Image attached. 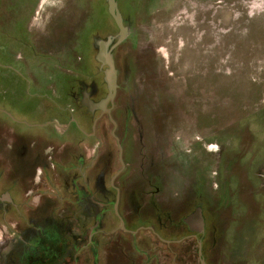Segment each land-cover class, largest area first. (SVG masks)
Returning a JSON list of instances; mask_svg holds the SVG:
<instances>
[{
	"label": "rangeland",
	"instance_id": "obj_1",
	"mask_svg": "<svg viewBox=\"0 0 264 264\" xmlns=\"http://www.w3.org/2000/svg\"><path fill=\"white\" fill-rule=\"evenodd\" d=\"M117 2L128 34L113 50L112 116L133 180L140 185L148 167L161 166L158 195L169 210L147 222L164 239L180 240L140 230L146 217L134 195L123 216L148 238L141 248L149 264H264V0ZM118 35L108 0H0V101L5 94L13 111L12 95L32 98L36 121L48 112L64 124L74 117L88 132L97 124L103 150L117 151L112 121L97 106L108 94L97 55L102 41L110 48ZM13 128L0 122V228L13 248L0 253V264H95L97 207L112 199L93 191L95 139L79 135L64 159L51 127L60 150L40 186L52 190L30 196L13 183ZM30 152L29 161L47 158L39 147ZM114 161L118 168V152ZM195 207L202 208L200 233L186 221ZM102 215L109 230L117 219L111 209ZM126 253V264L144 257ZM103 260L110 263L106 253Z\"/></svg>",
	"mask_w": 264,
	"mask_h": 264
},
{
	"label": "flooded vegetation",
	"instance_id": "obj_2",
	"mask_svg": "<svg viewBox=\"0 0 264 264\" xmlns=\"http://www.w3.org/2000/svg\"><path fill=\"white\" fill-rule=\"evenodd\" d=\"M3 95L4 99H6V95ZM4 99L0 101V122L3 123L4 120L7 119L14 126V141L12 148L15 155L12 158V162H10L11 174L14 178L13 183L19 184L22 182L25 193H28L30 196L34 195L37 191L44 192V194L50 193L49 189H51V185H49L50 187L48 188L45 186L41 188L40 184L46 179L47 173L52 170V164H54L51 160L52 151L54 149L56 150L55 152L60 150V147L55 146L54 148L52 146L51 127H54L55 132H59L61 135L60 138L63 139L62 145L65 149L61 150V156L63 155L64 159L70 149L74 148L79 135H83L85 138L95 139L96 150L93 164L95 169L93 191L98 195H102L103 193L106 195L109 194V196L112 195V199L108 201V207L105 206V209H101L99 202L95 224L91 230L95 264H103L104 253H106L107 259H109L106 261L110 262L109 264H126L130 260L126 253L127 250L135 252L136 254L141 250L140 256L144 257L141 262L138 261V264H149L148 255H145L143 248H141L144 247L147 249L148 238L138 235V227L136 229L131 227L133 225V218H125L126 214L123 216V212L129 211L127 209L132 208V199L134 195L140 196L139 198L137 197L138 201L141 200L140 206L143 211L140 215L141 217H146V223L140 225V230L152 231L157 240L169 243V239H164L163 236L155 231V225H149L147 222L148 217L155 218L158 217L160 211L169 210V208H163L165 205L160 202L158 195L164 185V179L160 177L161 168L159 169V167L161 166H158L155 172L150 170L149 167L147 168L146 173L143 174L142 181L140 180V185H138L137 180H133L131 165L126 159L129 149L127 146L125 147L124 142L121 140V135L118 133L121 125L117 123L112 116L115 101L113 104L108 103L105 109L99 108L102 112L109 115L112 121L110 125V137L112 141L110 142L112 144H117V151L114 150L111 145L104 151L102 148L103 144L100 140H97V138H101L99 126L97 124L88 132L84 126L78 123L76 118L72 117L69 122L64 124L57 119L47 117L48 112H45L44 115H40L39 120L36 121L34 116L36 111L34 109L31 110V107L34 105L32 98H24L21 97V95L16 96V94H14V96L12 95L13 111L6 109ZM37 147L42 150L47 158H43L39 162L29 161L28 158L32 153L30 151ZM76 152L79 151L76 150ZM116 152H118V168H116L115 161L112 164V156L115 155ZM4 159L5 157L3 156L0 159V167L2 169L4 168ZM62 163L64 164L63 161ZM31 184H34L33 187L35 188H32L30 186ZM36 206H39V204ZM198 208L199 207H195L194 212H196ZM108 209L112 210L117 220L109 224V230H104L102 228L104 225L102 212ZM151 210L153 213H150ZM174 210L175 208L173 207L172 212H174ZM10 227L14 232L15 229H18V223L14 225L10 224ZM7 231H9V229H7ZM4 232L5 231L0 228V253L10 254L13 248L11 249L10 245H6L7 241L4 240ZM200 241L201 245L199 244V249L201 248L202 250L203 241ZM170 242L179 244L180 240L175 241L173 239ZM6 247L8 250L5 252ZM200 257L202 260V254Z\"/></svg>",
	"mask_w": 264,
	"mask_h": 264
},
{
	"label": "water",
	"instance_id": "obj_3",
	"mask_svg": "<svg viewBox=\"0 0 264 264\" xmlns=\"http://www.w3.org/2000/svg\"><path fill=\"white\" fill-rule=\"evenodd\" d=\"M108 3H109V12L119 27V35L117 41L110 48H108V41H102L97 55V59L102 63L103 66H106L105 78L108 85L107 96L97 104V106L102 109H105L108 103L113 104L115 101L119 85H118V70L116 68L113 50L126 38L128 34V27L124 24L122 15L119 12L117 0H108ZM186 221L195 230L199 232L204 231V219L202 215V209L200 207L196 210V212L189 215L186 218ZM200 254H202L201 248H200ZM202 264H205L204 261H202Z\"/></svg>",
	"mask_w": 264,
	"mask_h": 264
},
{
	"label": "crops",
	"instance_id": "obj_4",
	"mask_svg": "<svg viewBox=\"0 0 264 264\" xmlns=\"http://www.w3.org/2000/svg\"><path fill=\"white\" fill-rule=\"evenodd\" d=\"M259 231V229H257Z\"/></svg>",
	"mask_w": 264,
	"mask_h": 264
}]
</instances>
